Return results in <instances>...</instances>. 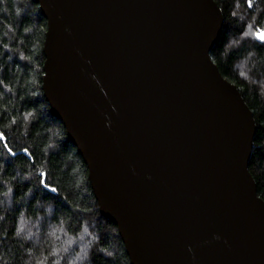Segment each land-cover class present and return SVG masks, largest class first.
Wrapping results in <instances>:
<instances>
[{"label": "water", "instance_id": "obj_1", "mask_svg": "<svg viewBox=\"0 0 264 264\" xmlns=\"http://www.w3.org/2000/svg\"><path fill=\"white\" fill-rule=\"evenodd\" d=\"M43 93L131 264H264L257 122L211 52L215 0H36Z\"/></svg>", "mask_w": 264, "mask_h": 264}, {"label": "trees", "instance_id": "obj_2", "mask_svg": "<svg viewBox=\"0 0 264 264\" xmlns=\"http://www.w3.org/2000/svg\"><path fill=\"white\" fill-rule=\"evenodd\" d=\"M215 1L225 22L211 57L254 113L249 169L264 199V41L256 35L264 0ZM47 29L36 0H0V132L12 149L0 140V264H131L82 155L44 97Z\"/></svg>", "mask_w": 264, "mask_h": 264}, {"label": "snow or ice", "instance_id": "obj_3", "mask_svg": "<svg viewBox=\"0 0 264 264\" xmlns=\"http://www.w3.org/2000/svg\"><path fill=\"white\" fill-rule=\"evenodd\" d=\"M246 2H247V4H248L249 7L252 6V0H246ZM256 35H257V37H258L261 41H264V29H259V30H257ZM0 140L5 141V143H4V147L7 149L8 152L11 153V152H12V149H11L10 147H8L7 142H6V137L4 136V133H3V132H0ZM23 152H24L25 154H29V150H28V148H24V149H23ZM13 155H15V153H13ZM42 175H43V174H42ZM53 190H55V189H53Z\"/></svg>", "mask_w": 264, "mask_h": 264}]
</instances>
